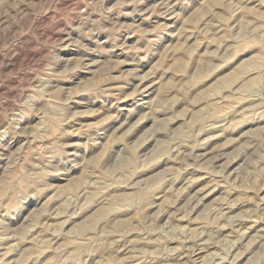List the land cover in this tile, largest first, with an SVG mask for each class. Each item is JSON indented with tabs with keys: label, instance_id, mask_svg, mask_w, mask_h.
I'll list each match as a JSON object with an SVG mask.
<instances>
[{
	"label": "rangeland",
	"instance_id": "rangeland-1",
	"mask_svg": "<svg viewBox=\"0 0 264 264\" xmlns=\"http://www.w3.org/2000/svg\"><path fill=\"white\" fill-rule=\"evenodd\" d=\"M0 264H264V0H0Z\"/></svg>",
	"mask_w": 264,
	"mask_h": 264
}]
</instances>
